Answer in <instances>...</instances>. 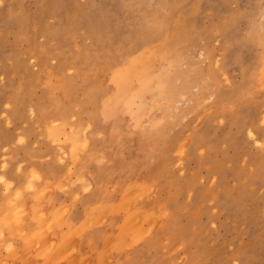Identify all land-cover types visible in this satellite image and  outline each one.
<instances>
[{
  "label": "rangeland",
  "instance_id": "374dc122",
  "mask_svg": "<svg viewBox=\"0 0 264 264\" xmlns=\"http://www.w3.org/2000/svg\"><path fill=\"white\" fill-rule=\"evenodd\" d=\"M143 61V85L164 78L169 104L148 107L161 88L137 90ZM74 128L106 138L93 143L109 168L82 193L131 179L120 197L146 234L127 264H264V0H0V208L22 215L14 234L50 211L54 200L32 206L52 190L35 165L64 166Z\"/></svg>",
  "mask_w": 264,
  "mask_h": 264
},
{
  "label": "crops",
  "instance_id": "0c3cea01",
  "mask_svg": "<svg viewBox=\"0 0 264 264\" xmlns=\"http://www.w3.org/2000/svg\"><path fill=\"white\" fill-rule=\"evenodd\" d=\"M93 137H95V138H93ZM90 139L91 140L93 139L92 141H94V140L99 141V143H100L103 140L105 142L106 138H101L99 136V134L95 133V134H92L88 138V140H90ZM93 145H94V143H93ZM97 147H98L97 145H94V148L93 147L91 149L86 148L85 150L88 149L87 151L83 150L85 152H83V151L79 152L78 155L80 157L77 156V158L78 159L82 158L83 160L82 159L77 160L78 163L74 162L70 156H69V158L67 156L66 163L64 166L59 165L56 162L55 158H52V162H50L48 164L35 165V168L37 170H39L40 173L43 172V174H44V179L46 180L44 184L47 186H50V188H52V190L49 191L46 195H44L43 198L41 195H40L41 197L35 198L34 203H32V206L34 207L35 205H38L39 199H40L39 202H41V204L44 203L45 205H47L48 201L49 202L53 201L56 198V201H53L51 206L48 207L50 209V211L46 214L44 213L45 219L47 217H49V219L48 218L47 219L48 220L53 219V221H52V223H51V221L47 222L46 221L47 219L45 220L43 218L45 220V223L47 222L50 225L49 227H51V232H49V230H50L49 229V230H47L48 231L47 234H46V228H45V232L43 233V235L46 234V236H43V242L47 241L48 243L46 242V244L51 243V244H49V246L56 245L58 242H60L62 247L65 246L64 249H62L64 252L62 254H64V255L66 254L68 256L70 255L69 257L68 256L65 257L62 255L57 264H60V263L61 264H72V263L73 264H82V263L88 264V262H90L89 264H104L107 260L110 259L109 257H111V259L114 260V262H115L114 264H126V262H128V261L126 260L125 256L127 254H129L130 252H133V250L136 249L142 242V240L141 241L138 240L132 245H127V248H121V250H119V252L116 251L115 249H114V251L111 252V248H114L115 239L117 236V234H115V231L113 230V227H115L117 225L121 226L123 219H124V212H122V210H120L117 207L119 205L120 200H121L120 199L121 198L120 197L121 192L119 191V187L122 184L126 183L128 180H131L130 178H124L122 180V182L116 186L114 191L111 189H105L104 188L102 190V193H100L101 199H99V202L97 201L98 200L97 196H99L98 193H93V192L92 193L91 192H83L82 193L81 188L86 186L88 184L87 182L90 183L91 182L90 180L96 178L97 171L99 169L109 168V164H103V161L99 160V158L101 157V155L104 152L103 147H101L102 151H100V148H97ZM92 156H95V159H96L95 162H93ZM75 160H76V158H75ZM75 163H77V165ZM74 165H76V166H74ZM86 168H87V170L88 169L89 170L85 171ZM62 169L64 170V172ZM72 169L75 170L73 173L74 175H71L67 188L63 189L62 188L63 184L65 185V183H66L65 179L69 178L70 170H72ZM57 172H59V173H57ZM82 175L86 176L85 182H81L82 180L79 179L80 176H82ZM53 177H55V179ZM51 179H53V180L51 181ZM74 179L80 180L78 185L74 186L72 184L75 181ZM37 186H39V185H37ZM37 188H38V191L42 193V190L40 189V187H37ZM32 196H33V194H30L27 196L29 198L28 199L29 201L27 202V204L31 201ZM103 198H104V200H102ZM75 200L82 202V208H81V210L73 212L72 214H70L68 216L67 215L68 212H66L68 205L71 207L72 205L77 204V201H75ZM140 201L141 200H137L135 203H133L132 208L138 209L140 207V205H139ZM95 202H97V203H95ZM88 203H90V204H88ZM66 204H68V205H66ZM98 205L103 206L100 208V209L104 208L103 211L105 209H108V210L104 211L105 212V214H104V212L103 213L100 212L99 211L100 209H99L95 215L91 216L89 213V209L93 206H98ZM32 206H31L30 210L32 209ZM106 206H108V208ZM110 208L113 210H109ZM126 208L127 209L129 208L128 204H126ZM49 209H47V211ZM60 209H61V211H59ZM60 212L65 213V215L63 214L64 217H63V215H61L59 218V215L62 214ZM81 212H82V214H81ZM29 214H30V216L32 215L31 211ZM50 215H51V217H50ZM102 216H105V217H102ZM117 216H118V218H117ZM100 217H101L102 221L100 220V222H99L98 219ZM28 218H29V220H31L30 217H27V220H28ZM107 218H108V220H107ZM90 219H92V220H90ZM89 220L91 221L92 226L90 224H88V222L90 223ZM103 220H107V221H104L105 222L104 223ZM75 221H77V222L75 223ZM85 224H86V226H85ZM33 225H34V222L32 221V223L29 224V226H26V227L24 226L25 230L33 227ZM88 226H89V228H88ZM68 229H69V231H72L75 233V236L77 238L76 239L77 242L74 241V239L73 240L70 239V238L74 237V236L72 237V235H74V234L72 232H69ZM81 229H82V231H81ZM93 229H97V230H93ZM80 231H81V233H80ZM52 232L54 234H52ZM68 234H70L71 237ZM49 235L54 236V238H52V237L49 238ZM81 236H83L84 239ZM93 236H94V238H93ZM108 237H111L112 239H108ZM63 238H65V239H63ZM33 239L34 240H32V244L28 245L27 247H25L23 249L24 245H23V241L21 239V236H14L13 237V241H14L15 245L20 247L22 252L25 251V253H28L29 252L28 250H30L31 251L30 253H32V254H34V252L37 248L38 237H37V239L36 238H33ZM78 239H79V241H78ZM97 239H98V241H97ZM68 240H70L69 241L70 243H68ZM109 241H110V243H107L108 245H105L106 244L105 242H109ZM33 244H34V246H33ZM68 244H71L72 246H70V245L68 246ZM80 244H81V246H80ZM74 246H76L77 248L75 247V249H74ZM73 251H75V252L77 251V252L75 253ZM77 253H79V254H77ZM103 253L106 256H103L102 255ZM108 253L111 254V256ZM107 254L109 255V257L107 256ZM74 255H76V256L74 257ZM89 255L92 257H90ZM89 258H91V259H89ZM33 259L34 258H32V260ZM81 259L84 262H82ZM85 259H87V260H85ZM103 259L104 260L107 259V260L102 261ZM79 260L81 263L78 262ZM90 260H92V261H90ZM75 261H76V263H75Z\"/></svg>",
  "mask_w": 264,
  "mask_h": 264
},
{
  "label": "bare ground",
  "instance_id": "6f19581e",
  "mask_svg": "<svg viewBox=\"0 0 264 264\" xmlns=\"http://www.w3.org/2000/svg\"><path fill=\"white\" fill-rule=\"evenodd\" d=\"M42 1V0H41ZM55 1V0H54ZM57 1V0H56ZM63 4V3H62ZM64 4H66V3H64ZM63 4V5H64ZM70 4V3H69ZM62 5V6H63ZM67 7H68V4H67ZM70 8H71V4H70ZM70 8H68V9H70ZM72 10V9H71ZM70 11V10H69ZM67 12V11H66ZM75 12H77V11H75ZM74 13V12H73ZM66 14V13H65ZM64 14V15H65ZM71 15V14H70ZM73 15V14H72ZM76 16V15H75ZM67 17V16H66ZM71 17L72 16H70L69 18V20H70V22H71ZM73 21H74V19H73ZM63 26V25H62ZM55 30V29H54ZM56 31V30H55ZM144 61L139 65V67H137V70L135 71V72H132V73H130L131 74V76H130V78H134V79H136V83H138L139 84V86H137L138 88H137V90H141V89H149V88H161L160 89V91L158 92V94L160 95H158L159 96V98L158 99H155L151 104H149L148 105V107H155L156 105H158V103H160V102H163V100H165L166 102H168V104H169V102H170V97L171 96H169V92H167V91H164V90H166L165 89V82L164 83H162V80L164 79H161L160 78V80H158L157 82L155 81L150 87H146V86H144L143 85V81H149V80H151V78L149 77V75L147 74V72L145 71V67L146 66H144ZM188 69V68H187ZM144 72V73H143ZM178 72H181V73H183V71L181 70H179ZM175 73V72H174ZM185 74H187V72H185ZM188 74H190V73H188ZM176 76L178 75V74H175ZM180 75V74H179ZM152 76L154 77V75L152 74ZM174 76V75H173ZM173 76H172V78H173ZM182 76H183V74H182ZM188 76V75H187ZM186 76V77H187ZM152 77V79H154ZM170 77H171V75H170ZM169 77V79L170 80H173V79H171ZM175 77V76H174ZM179 77V76H178ZM181 78V77H180ZM189 78H192L191 76L189 77ZM168 79V78H167ZM179 79V78H178ZM165 80V79H164ZM169 80V81H170ZM182 80V79H181ZM190 80H192V79H190ZM189 80V81H190ZM202 80V79H201ZM166 81H168V80H166ZM193 81V80H192ZM194 81H195V79H194ZM193 81V82H194ZM171 82V81H170ZM186 82V81H185ZM196 82V81H195ZM168 83V82H167ZM183 83V82H182ZM181 83V84H182ZM187 83H189V82H187ZM190 84V86L192 87V85L194 86V83L192 84V82H190L189 83ZM167 85V84H166ZM170 85H173V84H170ZM184 85V90H185V86H186V83L185 84H182V86ZM15 86V85H14ZM136 86V85H135ZM174 86V85H173ZM187 86H189V85H187ZM190 87V88H191ZM203 87V86H202ZM172 88L173 87H171L170 89H168V91L169 90H172ZM183 88V87H182ZM181 88V89H182ZM189 88V87H188ZM189 88V89H190ZM92 90V89H91ZM186 90H188L187 88H186ZM176 91V90H175ZM171 91V93L172 92H174V93H177L178 94V92L176 91ZM182 91V90H181ZM163 92H167V95L166 94H164ZM190 92V91H189ZM185 93H186V91H185ZM89 95H92V94H90V92H89ZM175 95V94H174ZM178 96V95H177ZM90 100V99H89ZM135 103V101H130L129 102V106L131 107L133 104ZM131 108H133V107H131ZM96 111V110H95ZM62 112H60V114H61ZM92 118H94L93 116H92ZM61 120H65V117H64V115L61 117ZM97 124H98V121H97ZM100 126V125H99ZM142 133H141V136H139L138 138H139V140L142 142V143H145V141H151V140H153V133L154 134H156L155 132H156V130H155V132H153V133H149V131L148 130H146V131H141ZM72 135L70 136V139H69V141L66 143V150H67V156H68V158H69V156L72 158V160L74 161V162H77V160H80V159H82V158H79V159H76L75 160V158L78 156V157H80L79 155H78V153L79 152H81V151H83V150H85L87 147H88V138L90 137H85L83 134H81V133H79V129L78 130H76L75 128H74V130L72 129ZM163 134V133H162ZM59 135H60V128H56L55 127V131H54V133H53V138H55V140L56 139H60L59 138ZM63 135V134H62ZM62 135H60V136H62ZM162 136V135H161ZM93 138H95V137H93ZM91 140V139H90ZM93 140V139H92ZM22 142V141H21ZM20 142V143H21ZM91 143V142H90ZM92 143H93V141H92ZM86 146V147H85ZM93 146V148H94V145H92ZM85 147V148H84ZM61 149V148H60ZM145 149H148L147 147H146V145H145ZM88 150V149H87ZM87 150H85V151H87ZM61 151H63V150H61ZM85 151H83V152H85ZM100 151H102L101 150V148H100ZM147 151V150H146ZM55 152V151H54ZM57 153L55 152V155H56ZM86 154V153H85ZM59 155V154H58ZM66 155V154H65ZM42 157V156H41ZM6 159V158H5ZM66 159V158H65ZM87 159V158H86ZM92 159H93V162H95V156H92ZM57 160V159H56ZM83 160V159H82ZM62 160L60 159V162H61ZM72 161V162H73ZM100 161H101V159H100ZM63 162V161H62ZM58 163V162H57ZM78 163V162H77ZM77 163H75L76 165H77ZM92 163V162H91ZM61 164V163H60ZM76 165H74V166H76ZM80 168V167H79ZM15 169V168H14ZM74 169V168H73ZM72 169V170H73ZM63 170V169H62ZM103 170V169H102ZM1 172V171H0ZM63 172H64V170H63ZM50 173V172H49ZM57 173H59V172H57ZM61 173V172H60ZM71 173V172H70ZM6 179V178H5ZM79 179H82L81 177L79 178ZM2 180V179H1ZM42 180V179H41ZM3 181V180H2ZM91 181V180H90ZM3 183V182H2ZM6 183V182H5ZM64 183V182H63ZM94 184V183H93ZM11 185V184H10ZM62 185V184H61ZM64 185V184H63ZM66 185V184H65ZM9 186V185H8ZM21 187V186H20ZM19 187V188H20ZM66 187V186H65ZM120 188H121V186H120ZM133 188H135L134 190L135 191H137V188L136 187H133ZM6 190H8L7 188H6ZM46 190V189H45ZM126 192H128L127 191V189H124ZM35 191V190H34ZM8 192V191H7ZM20 192V191H19ZM14 193L15 192H13V193H11V195L13 194L14 195ZM41 193V192H40ZM39 193V194H40ZM22 193H20L19 195H21ZM18 194H16L15 196H18V197H20ZM1 196V195H0ZM23 196V195H22ZM92 196V195H91ZM41 197V196H40ZM78 198V197H77ZM126 196H124V195H122V197L120 198L121 200H120V202H119V205L117 206L120 210H122V212H124V219H123V222H122V225L121 226H115V227H113V230L115 231V234H117V236H116V239H115V244H114V248H111V252L112 251H114V249L116 250V251H118L119 252V250H121V248H127V245H129V239H131L132 241H140L142 238H144V239H142L143 241L145 240V237H144V235L146 234V230H145V228H144V225L141 223V222H139L138 221V219H139V217H132L131 219L130 218H128V216H127V214H126V210H127V208H125V201H126ZM22 199V197L20 198V200ZM81 200V199H80ZM102 200H104V198L102 199ZM55 201V200H54ZM59 201V200H58ZM74 201V200H73ZM75 201H77V200H75ZM98 202H99V200H97ZM21 202V201H20ZM14 203V202H13ZM18 203V202H17ZM91 203V202H90ZM90 203H88V204H90ZM95 203H97V202H95ZM106 203V202H105ZM20 204V203H19ZM23 204V203H22ZM12 205V204H11ZM21 205V204H20ZM43 205V204H42ZM66 205H68V204H66ZM155 205V204H154ZM4 206V208H6L5 207V205H3ZM17 206V205H16ZM90 206V205H89ZM10 207V206H9ZM12 207V206H11ZM14 207H15V205L13 204V209H14ZM101 207H103L102 205H98V206H93V207H91L90 209H89V213H90V215L92 216V215H95L96 214V212L101 208ZM107 208H108V206H106ZM116 207V208H117ZM2 208V207H1ZM0 208V209H1ZM4 208H2V210L4 211ZM16 208V207H15ZM19 208H21V206H19ZM19 208H17V209H19ZM22 208H24V207H22ZM68 208H69V205H68ZM67 208V209H68ZM13 209L11 210V211H8V209L7 210H5V211H7V215H10L11 214V218H10V216H9V218L6 220L5 218H3L4 220H2V219H0V221L2 222V225L3 226H5V231H7L8 233H9V240L8 241H12V243H10V242H7V244L6 245H8L9 246V248H7V254L9 255V257H10V259H11V263L12 264H57L58 262H59V260H60V258H61V256L63 255V256H68V255H64V254H62V253H64L63 252V250L62 249H64V247L65 246H63L62 247V245H61V243L60 242H58L56 245H52V246H49V244H51V243H49V244H46V242H43V236H46V234L48 233V231L47 230H49V232H51V227H49L50 225L47 223V222H49V221H51V223H52V221H53V219L52 220H48L49 219V217H47L46 219L44 218V216H43V214H40V215H34L33 216V218L35 219L36 217L37 218H39V219H42V221L40 222V224H41V226L39 227V229L38 228H28V229H26V233H23L22 234V236H21V239H22V241H23V245H24V247H23V249L25 248V247H27L28 245H31L32 244V240H34L33 238H36L37 239V237H38V243H37V248H36V250H35V252H34V259L32 260L33 262L32 263H30V259H29V257L27 256V255H25L26 253H25V251L24 252H22L21 251V249H20V247H18L17 245H15V243H14V241H13V237L14 236H18L19 235V232H20V230L21 229H19V228H21L20 226H22L23 225V223L25 222H23L22 223V225H20V222L19 223H17V219L20 221V220H22L23 221V219L22 218H20V217H17V214H20V213H17L16 211H13ZM49 209V208H48ZM65 209V208H64ZM104 209V208H103ZM103 209H100L99 211L100 212H104V211H107L108 209H105L104 211H103ZM159 211H161V209H160V206H159ZM19 210H21V209H19ZM109 210H113V209H109ZM116 210V209H115ZM139 210V209H138ZM1 211V210H0ZM4 211V212H5ZM18 211V210H17ZM59 211H61V209L59 210ZM58 211V212H59ZM69 210H66V212H68ZM142 211L144 212V208H142ZM2 212V211H1ZM0 212V213H1ZM38 212V211H37ZM64 212V211H63ZM3 213V212H2ZM60 213H62V212H60ZM35 214H37V213H35ZM65 215V213H62V214H60L59 215V218H60V216L61 215ZM81 214H82V212H81ZM104 214H105V212H104ZM6 215V216H7ZM13 215V216H12ZM21 215V214H20ZM19 215V216H20ZM45 215V214H44ZM64 215H63V217H64ZM118 215V214H117ZM120 215V214H119ZM22 216V215H21ZM48 216V215H47ZM112 216V215H111ZM41 217H43L47 222L45 223V220L43 219V218H41ZM50 217H51V215H50ZM84 217V216H83ZM102 217H105V216H102ZM107 217V216H106ZM20 218V219H19ZM62 218V217H61ZM70 218V217H69ZM80 218V217H79ZM109 218V217H108ZM108 218H107V220H108ZM117 218H118V216H117ZM98 219V218H97ZM96 219V220H97ZM106 219V218H105ZM141 219V218H140ZM72 220V219H71ZM90 220H92V219H90ZM89 220V221H90ZM100 220H101V217L98 219V221L100 222ZM107 220H103V222L104 221H107ZM120 220V219H119ZM118 220V221H119ZM21 221V222H22ZM62 221V220H61ZM73 221V220H72ZM78 221V220H77ZM77 221H75V223L77 222ZM102 221V220H101ZM152 222L153 221H155L154 219H152L151 220ZM0 222V223H1ZM63 222V221H62ZM17 223V224H16ZM105 223V222H104ZM19 224V225H18ZM87 224V223H86ZM86 224H85V226H86ZM88 224H90L91 225V221H90V223L88 222ZM25 226V225H24ZM84 226V227H85ZM92 226V225H91ZM26 227V226H25ZM24 227V228H25ZM49 227V228H48ZM83 227V228H84ZM2 228V227H1ZM0 228V229H1ZM45 228H46V234L45 235H43V233L45 232ZM82 228V229H83ZM88 228H89V226H88ZM95 228V227H94ZM18 229H19V232H18ZM70 229V228H69ZM69 229H68V231H69ZM82 229H81V231H82ZM25 230V229H24ZM93 230H97V229H93ZM99 230V229H98ZM150 230V229H149ZM67 231V232H68ZM81 231H80V233H81ZM109 231V230H108ZM151 231V230H150ZM18 232V235L17 234H14V233H17ZM69 232H72V231H69ZM84 232V231H83ZM111 232V231H110ZM74 235H72V237L73 238H70V239H74V241H76L77 242V238H76V236H75V233L74 232H72ZM95 233V232H94ZM14 234V235H13ZM50 234V233H49ZM52 234H54L53 232H52ZM87 234V233H86ZM69 236H70V234H68ZM86 236V235H85ZM95 236V235H94ZM94 236H93V238H94ZM113 236V235H112ZM111 236V237H112ZM50 237H52V238H54V236H50L49 235V238ZM65 237V236H64ZM71 237V236H70ZM82 238H83V236H81ZM111 237H108V239H112ZM115 237V236H114ZM8 238H5V239H8ZM45 238V237H44ZM63 239H65V238H63ZM84 239V238H83ZM94 240V239H93ZM4 241V240H3ZM56 241V240H55ZM70 240H68V243H70L69 242ZM78 241H79V239H78ZM83 241V240H82ZM97 241H98V239H97ZM106 241V240H105ZM5 242H6V240H5ZM75 242V243H76ZM88 242V241H87ZM94 242V241H93ZM101 242V241H100ZM35 243V242H34ZM48 243V242H47ZM73 243V242H72ZM71 243V244H72ZM74 243V244H75ZM92 243V242H91ZM106 244L105 245H108L107 243H110V241L109 242H105ZM71 244H68V246L70 245V246H72ZM73 244V245H74ZM1 245V244H0ZM2 245H4V244H2ZM6 245H4V246H0L1 248H3L2 250H4V248H5V246ZM66 245V244H65ZM7 246V247H8ZM33 246H34V244H33ZM32 246V247H33ZM77 246V245H76ZM76 246H74V249H75V247ZM80 246H81V244H80ZM112 246V245H111ZM110 247V246H109ZM77 248V247H76ZM6 249V248H5ZM22 249V250H23ZM71 249V248H70ZM109 249V248H108ZM110 250V249H109ZM108 250V251H109ZM29 252H31L30 250H28ZM135 251V249L133 250V252ZM73 252H75V251H73ZM77 252V251H76ZM75 252V253H76ZM22 253H25V254H22ZM6 254V255H7ZM72 254V253H71ZM77 254H79V253H77ZM109 254V253H108ZM107 254V256L109 257V255L111 256V254H109L108 255ZM135 254H137L136 252H135ZM23 255H25L26 257H28V259H26V258H24V256ZM30 255V254H29ZM32 255V254H31ZM73 255V254H72ZM92 255V254H91ZM103 256H106V255H104V253L102 254ZM134 255V254H133ZM70 256V255H69ZM68 256V257H69ZM76 255H74V257H75ZM90 256V255H89ZM137 256V255H136ZM90 257H92V256H90ZM104 258V257H103ZM110 258V260H111V257H109ZM88 259V258H87ZM87 259H85V260H87ZM89 259H91V258H89ZM102 259V258H101ZM78 260V259H77ZM107 260V259H106ZM106 260H102V261H106ZM136 260V258L134 259V261ZM72 261V260H71ZM74 261V260H73ZM81 261L82 262H84L82 259H81ZM90 261H92V260H90ZM112 261H114V260H112ZM6 262V261H5ZM78 262H80V260L78 261ZM77 262V263H78ZM129 262V261H128ZM7 263V262H6ZM75 263H76V261H75ZM81 263V262H80ZM90 262H88V264H89ZM124 263V262H123ZM8 264V263H7ZM61 264V263H60ZM73 264V263H72ZM83 264V263H82ZM126 264H127V262H126Z\"/></svg>",
  "mask_w": 264,
  "mask_h": 264
}]
</instances>
